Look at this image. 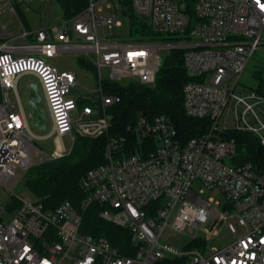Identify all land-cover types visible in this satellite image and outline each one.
<instances>
[{
	"label": "built area",
	"instance_id": "obj_1",
	"mask_svg": "<svg viewBox=\"0 0 264 264\" xmlns=\"http://www.w3.org/2000/svg\"><path fill=\"white\" fill-rule=\"evenodd\" d=\"M122 2L88 0L85 10L62 25L35 32L22 26L19 37L25 43H0V186L13 189L19 181L17 169L26 172L68 154L64 137L70 136L74 144L77 134L97 138L109 131L112 117L107 108L120 97L105 92L104 68L110 71L107 81L152 85L162 54L172 49L183 50L186 71L197 79L183 88L185 112L207 119L209 128L183 142L167 116H141L134 127L141 143L136 152H125L127 138H111L106 162L81 179L83 208L100 204L103 220L129 229L134 255L122 254L106 238L83 234V216L70 201L48 209L40 199H14L6 211L0 203V264H264V172L234 164L236 143L223 136L230 130L247 131L264 146V94L235 93L249 60L264 46V0H131L137 14L148 16L152 31L169 37L167 43L101 36L100 25L121 26ZM11 12H16L14 1L0 0V17ZM70 54L89 57L86 62L99 74L94 98H78L92 103L80 105L69 96L77 86L76 75L60 73L49 63ZM23 74L41 81L53 133L61 140V149L52 156L41 154L25 113L10 98L8 91ZM197 181L226 195L225 212L213 199L200 197L193 189ZM223 220L235 240L206 252L199 230L216 228ZM166 227L188 230L192 248L179 252L160 244Z\"/></svg>",
	"mask_w": 264,
	"mask_h": 264
},
{
	"label": "trees",
	"instance_id": "obj_2",
	"mask_svg": "<svg viewBox=\"0 0 264 264\" xmlns=\"http://www.w3.org/2000/svg\"><path fill=\"white\" fill-rule=\"evenodd\" d=\"M60 1L66 19L74 17L88 6V0ZM122 5L123 15L130 19L132 34L149 35V26L139 19L131 0H123ZM19 15L23 20V16ZM80 63L88 68H94L82 59ZM196 80L186 71L183 50L176 48L166 54L156 82L152 85L132 80L104 81L105 92L120 97L118 103L107 108V113L112 117L111 128L97 138L77 134L73 148L68 154L34 165L28 176L31 191L48 209H54L63 202L70 201L83 216L81 227L83 234L106 238L122 254L134 255L136 246L129 229L103 220L100 217L103 209L100 204L83 208L86 194L81 188V179L91 169L106 162V148L111 138H127L125 152H136V146L141 143L134 132V127L141 116L150 118L167 116L175 125L183 142L201 137L209 128L208 120L191 118L184 109L183 88L188 82ZM260 93L264 94V88ZM88 102L90 101L87 99H78L80 105ZM223 136L226 139H233L236 143L237 154L233 160L234 164H250L257 171L264 172V146L255 134L230 130Z\"/></svg>",
	"mask_w": 264,
	"mask_h": 264
},
{
	"label": "rangeland",
	"instance_id": "obj_3",
	"mask_svg": "<svg viewBox=\"0 0 264 264\" xmlns=\"http://www.w3.org/2000/svg\"><path fill=\"white\" fill-rule=\"evenodd\" d=\"M16 12H11L13 16L12 23L9 25V29H16L20 25L21 14L24 19H27L29 25L38 30L43 27L50 25H62L67 19L65 18L64 10L60 0H13ZM110 14L108 10L105 12ZM139 19L142 22L147 23L150 32L149 35L143 36L141 34L134 35L131 32V22L129 17L120 15L119 21L121 26H115L113 29H109L105 25L99 26V33L101 36L113 39H123L125 41H142V42H154V43H167L170 42L168 36H160L152 31L150 27V22L148 16L139 15ZM10 20V19H9ZM26 21V22H27ZM3 22H0V32L2 30ZM79 41V40H78ZM171 51V50H170ZM166 54H162V63ZM83 61H88L89 57H84ZM92 59L93 56H92ZM49 63L58 70V72H72L76 75L77 86L72 88L69 96L78 99L84 96H90L91 99L94 98L96 91L99 87V74L96 69L88 68L80 63V57L77 55H65L61 57L52 58ZM161 63V65H162ZM102 76L106 81L110 78V71L107 68L102 70ZM208 80L210 75H208ZM35 82L39 86L40 94L43 96L42 102H40L41 109L45 114L46 126L41 128L34 124V121L29 118V124L32 133L35 136L34 144L41 151V154L45 153L48 156H52L55 151L61 149V140L56 133H53L54 122L49 109V106L44 98L43 90L39 81ZM123 82V81H121ZM233 85V82L230 83ZM264 88V46H261L255 51L249 63L240 77L238 86L235 93L240 96H246L253 92H260ZM20 97L24 104L26 103L25 91L20 89ZM13 99V97H12ZM90 101V100H89ZM92 103V102H89ZM78 111L72 113L73 120L77 119ZM264 121V115H261ZM233 124L232 117L229 120V125ZM264 134V131H263ZM64 144L66 146V153L70 152L73 148V141L70 136L64 137ZM35 162L40 160V156L34 158ZM30 170L24 172L22 169H17V175L19 177L18 183L13 187V189H6L0 186V203L1 209L6 211L10 203L14 199H19L23 201H35L38 198L31 191L28 185V176ZM193 189L200 195L203 199H213L217 203L219 210L223 213L227 210V197L218 188L209 189L204 187L199 181L193 184ZM201 189H204L201 192ZM18 204V202H17ZM2 214L0 213V218ZM203 235L204 239V249L211 251L214 248H223L231 244L235 240V235L229 230L226 220L221 221L219 225L214 228L213 225H206L204 229L199 230L198 236ZM194 238L185 230L183 233L178 232L171 227H166L162 232L159 243L162 245H171L175 247L179 252H184L192 248ZM66 264H69L67 261Z\"/></svg>",
	"mask_w": 264,
	"mask_h": 264
},
{
	"label": "crops",
	"instance_id": "obj_4",
	"mask_svg": "<svg viewBox=\"0 0 264 264\" xmlns=\"http://www.w3.org/2000/svg\"><path fill=\"white\" fill-rule=\"evenodd\" d=\"M11 16H13L12 13H5L0 17V22L4 23V24H2L3 25L2 30L0 32V43H8V42H13L16 44L25 43L26 42L25 39H22L19 37L22 26H24L27 30H29L31 32H35L37 30L33 29L29 25L27 19H23V20L21 19L20 25L18 27H16V29L10 30L9 29L10 23L11 24L14 23V22L13 23L11 22L13 19V17H11ZM4 32H8L9 36L4 37L3 36ZM35 80L39 81V83L41 85V89L43 90L41 81L39 80V78L37 76H35L33 74H23L20 77H18L17 82H16V87L14 89H11L8 91L10 98H11L13 104L15 105V107L18 111H22L23 110L22 104L24 105L25 109L23 110V112L25 113V115L28 119V122H29V118H31L33 121H35L33 116H32V114H33L32 111L26 108V104L29 101V96L34 93V90L36 91V93L38 92L39 98L37 97V99H36V105L39 109H41L40 102H42V100H43V96L40 94L39 86L35 82ZM20 89L25 91V95H26V103L25 104H24V101L22 102V100H21ZM43 93H44V90H43ZM12 97H13V99H12ZM44 98L46 100L45 93H44ZM46 102H47V100H46ZM28 113L31 117H29ZM37 123L38 124H36V125L40 126L41 128L46 126L45 114H44L43 118L40 117L37 119ZM29 126H30V124H29ZM30 130H31V128H30Z\"/></svg>",
	"mask_w": 264,
	"mask_h": 264
},
{
	"label": "water",
	"instance_id": "obj_5",
	"mask_svg": "<svg viewBox=\"0 0 264 264\" xmlns=\"http://www.w3.org/2000/svg\"><path fill=\"white\" fill-rule=\"evenodd\" d=\"M37 97L39 98V94H38V92L36 93V91L34 90V93L29 96V101L26 104V108L29 109V110H31L32 113H33L32 116H33V118L35 120L34 121V124L35 125L38 124L37 123V119L38 118H40V117L43 118L44 117L43 110L42 109H39L37 107V105H36V99H37ZM22 108H23V110L25 109V107H24L23 104H22ZM28 115H29V113H28ZM29 117H31V116L29 115Z\"/></svg>",
	"mask_w": 264,
	"mask_h": 264
}]
</instances>
